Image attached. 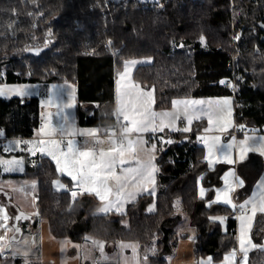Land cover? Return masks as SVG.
<instances>
[{
    "label": "trees",
    "instance_id": "obj_1",
    "mask_svg": "<svg viewBox=\"0 0 264 264\" xmlns=\"http://www.w3.org/2000/svg\"><path fill=\"white\" fill-rule=\"evenodd\" d=\"M160 1L158 8L139 0H0V84L73 83L78 125L110 128L118 72L126 61L149 59L133 79L153 90L156 110L171 108L177 99L231 97L221 83L231 79L241 101L235 124L264 132V0ZM40 120L37 98L0 97V129L7 141L33 138ZM204 124L149 138L157 146L156 192L139 196L123 213L99 214L96 197L82 192L74 198L56 188L54 182L64 177L47 156L21 153L25 170L13 177L37 180L38 214L56 238L78 244L98 240L109 252L121 241H136L143 252L153 249L145 255L149 264H169L179 241L193 236L197 262L206 257L221 262L238 248L236 224L228 218L235 210L215 202L229 166L210 167L206 161L205 146L197 141ZM168 139L173 142H164ZM5 145L0 143V157ZM238 172L244 185L234 199L242 203L263 172L261 157L250 154ZM7 176L0 170V178ZM2 196L12 220L19 217L14 221L23 230L29 223V231L37 230L12 197ZM185 219L194 232L180 229ZM251 238L264 245V213L256 215ZM248 264H264V250L253 249Z\"/></svg>",
    "mask_w": 264,
    "mask_h": 264
},
{
    "label": "snow or ice",
    "instance_id": "obj_2",
    "mask_svg": "<svg viewBox=\"0 0 264 264\" xmlns=\"http://www.w3.org/2000/svg\"><path fill=\"white\" fill-rule=\"evenodd\" d=\"M137 61H126L125 72L121 74L120 81L118 83V105L119 112L121 113L123 120L121 121L120 136L121 139L117 141L115 139L116 132H110L108 139L110 140V147L105 150L98 147L103 141L99 138L95 139L92 145L87 142L82 146H77L72 140H68L64 147H61L63 141L61 140H50L46 141L41 139L39 141H17L16 146L19 147L21 143L28 145L26 150L31 154L35 155L36 151H40L42 154H46L56 162L57 171L66 174L75 182V186L83 189L88 194H95L101 201L107 202L105 207L101 209L102 212H108L112 208H116L120 211L123 208V203L127 202L128 199H134L131 193L125 196V192L129 186L140 187L142 184H155L154 173L158 171L156 165L153 163L154 156L149 155L148 160L145 162L141 160L138 155V148H142L147 143L143 139V133L157 131L163 132L165 128L175 129V121L180 118L179 112L173 113L169 111L156 112L152 110V106L155 104V98L153 96V90L145 91L140 85L133 82L129 75L132 65H135ZM221 83H225L221 81ZM19 93L18 89H10ZM0 95H4V89L0 88ZM57 95H61L57 93ZM71 95V94H69ZM47 104H51L52 100L46 101ZM204 101L194 100H175L172 102L174 108L183 106V112L187 125H191L193 119H199L200 115H206L209 125H216L215 128L208 127L204 131H226L231 120L224 121L223 114L231 116V101L229 99H223L216 102H208L209 107L196 108L194 105L204 104ZM59 107V105H58ZM72 103H64L62 108H70ZM214 112H219L221 115L214 116ZM61 116V121L66 122L70 113H58ZM48 125H42L40 132L44 135L51 136L54 134L55 129H46ZM60 130L68 135L77 134L75 131H68L61 123ZM184 132L190 131V127H184L181 129ZM95 129L90 131H79V135L96 136ZM203 141L207 148L209 157H212L217 144L219 143V137H212L211 143L209 138L201 136L199 137ZM171 144L173 141L168 139L164 141ZM240 153L241 159L244 158L245 154L250 151H259L264 156V137H260L259 141L248 144L247 140L240 141ZM228 149L233 147V144L226 146ZM5 151H12L11 146L4 149ZM144 151L153 153L156 151V145L150 144ZM131 157V159H129ZM226 162L233 163L230 158V153H225ZM215 161L209 160L211 165ZM22 160L15 158L11 160L0 159V167H3L4 171L21 170L20 165ZM13 165L16 167L14 168ZM125 165H130L125 167ZM119 169V172H118ZM230 176H235V173H229ZM226 182L228 181L227 176L225 177ZM59 187L63 188L64 185L59 180L54 182ZM240 186L243 185L242 180H238ZM34 187V182H33ZM260 188H264V182L258 185ZM147 191V188L144 189ZM231 184L223 191L218 192L216 199L226 205H231L233 209L240 208V214L237 219L240 222L238 249H233L231 253L224 257L225 264H237L236 253L239 251L242 253L239 264H248V252L250 249L260 248L264 250V245H257L253 243L250 232L252 221L256 216L257 212L264 213V191L260 192L258 196L245 201L243 204L236 205L232 203V199L229 196V192L233 191ZM151 194V193H150ZM72 196L75 198L76 193L72 192ZM114 196V200H109V197ZM204 196V189H201V197ZM151 210V209H150ZM0 221H7L9 219L5 210L0 207ZM16 219H19L17 217ZM211 219L219 220L220 223H224L225 217H212ZM5 231H8L6 223L0 225ZM19 231V229H16ZM99 246V250L103 253L104 244L102 242L93 241ZM8 245L5 243V237L0 236V256H2ZM122 247H133L135 252V246L122 245ZM27 255V253H25ZM147 259V256L144 257ZM203 264V262H202ZM207 264H212V258L209 257Z\"/></svg>",
    "mask_w": 264,
    "mask_h": 264
},
{
    "label": "crops",
    "instance_id": "obj_3",
    "mask_svg": "<svg viewBox=\"0 0 264 264\" xmlns=\"http://www.w3.org/2000/svg\"><path fill=\"white\" fill-rule=\"evenodd\" d=\"M143 63H144V61H143ZM136 65H138V63ZM133 71L134 70L131 68L129 75L131 76V79L133 80V82L138 84L133 79V73H134ZM118 83H123V82L120 81V78L118 79V77H116V82H115L116 105H115V107H116L117 113L120 116H122L121 113L119 112V105H118V93H117ZM141 88L144 89L143 87H141ZM144 90L145 91H149V89H144ZM75 92H76V85H75ZM223 99H229L231 101V105H230V107H231V116L229 117L227 115V113L223 114V118H224L225 122H227L228 120H231V123L228 125L226 131L213 130V131L205 132L204 131L205 128H208V127L215 128L216 125L215 124L214 125H209L207 116L203 115V114L200 115L199 119H195L194 118L193 121H192V124L190 126L187 125V121L185 119L184 112H183V106L181 105V106L178 107V109H179L178 112H179L180 118L175 121V129L176 130H171L170 128H165L163 132H159L158 131L159 133L146 132V133H143V139L148 142V138H153V137L160 136V135H166V134H169V133L184 132V131L181 130L184 127H190V130H191L193 123H195L197 121L204 120L205 124L203 126V129L200 130L198 132V134H197V141L199 143H201V145L205 146V150H206L205 159H206V161L208 162V164H209V160L210 159H213L215 161L211 165L209 164L210 167H215L217 164H220V163L226 164V165L229 166L228 170L223 175V184L221 185V187L216 189L215 197H214L215 202L219 203V204H222V205H226V204H224L222 202V199L218 201L216 199V197H217V193L218 192H223L229 186V184H231V186H232V188L234 190L229 192V196L231 197L233 204L240 205V204H243L245 201L253 198L254 196H258V194L260 192L264 191V188L258 187V185H260L262 182H264V156H262L259 151H250V152L245 154L243 159H241L240 158L241 157V153H240V143L239 142L247 140L248 144H253V143L259 141L260 137H264V132L249 128L252 131L250 133L240 134V135H237V136L232 135V132H233L234 127H235V122H234V119H233V102H232V98L231 97H228V96H222V97H201V98H185V99H177V100L204 101L205 102L204 104L194 105L193 107L207 109L209 107L208 102H216V101H220V100H223ZM172 108H173V110L170 109V110H167V111L176 113L175 109H177V108H174V107H172ZM152 110H153V106H152ZM156 112H163V111L156 110ZM219 115H221L219 112H214V116H219ZM41 121H42V123L38 127V130L41 129L42 125H45V123L42 120V118H41ZM171 131H173V132H171ZM201 136L208 137L209 138V143H211V139L210 138L219 137V143L217 144L216 149L214 150V154H213L212 157H209L208 148H207L206 144L199 139V137H201ZM96 137L97 138H101L102 136L98 135ZM62 138L63 137H61L60 135H58V136H53V135L47 136V135H44L43 133H40L39 137L30 138L29 140H35V139L41 140V139H44L46 141H50V140H53V139L61 140ZM65 138L68 139L67 137H65ZM19 139H21L22 141L23 140L24 141L27 140V139H23V138H19ZM80 140H82V139H80ZM63 144H65V143H63ZM150 144H155V143H149L148 142V143L144 144L142 148H138V155H139V158L141 160H144L145 162L148 160L149 155L154 156L155 159L153 160V163L156 165V167L158 169V165H157V162H156L157 146H156V151L153 152V153H148V152L144 151V149H147ZM228 144H233V147L231 149H228L226 147ZM6 145H7V143H6ZM6 145H5V147H6ZM25 148H27V145L25 146ZM106 148L107 147H105V149ZM226 152L230 153V158L233 161V163L226 162V158H225V153ZM6 153L7 154L11 153V151H7ZM22 153L31 154L28 151L27 152L25 151V152H22ZM252 153L258 154L261 157V159L263 161V172H262L261 176L259 177V179L256 181L255 185L253 186V189H252V192H251L250 196L244 202L237 203L235 201V199H234V194H235V192L238 189H240L244 185V181L240 177L239 172H238V166H239V164L244 162L248 158V156L250 154H252ZM35 154H39V155H42V156H47L46 154H42L40 151H36ZM31 155H33V154H31ZM48 157H50V156H48ZM23 166H24V160H23L22 167ZM125 167H127V166L125 165ZM23 168L25 170V166ZM1 173H2V175H10V176H7L5 178L4 177L0 178V190H3L4 192L11 193L12 200L19 207V210L22 211L26 216H31L37 222V225H38L37 230L30 231L31 232L30 234L32 235V239H33L31 250H29V251H18L16 253V259L20 258V259H22V261H23V259H26L28 261V263L33 262V261H38L40 264H82V260H81L82 257L81 256L83 254V251H84V249L86 247H88V249L92 248L93 247V245H92L93 241L89 240L87 243L78 244V243H74L73 241H71L68 238H56V237H54L51 234V232H50L48 220L44 219V218H40L39 214H38L36 201H37V193L39 191V186H38L37 180L33 181L35 179L13 177V175H20L22 173L10 174L9 172H2V170H1ZM157 173H158V171H156L154 173L155 184H147L146 183V184H142L140 187H131V186H129L127 188L126 192H125V196H128V194L131 193L132 196H134L135 198H134V200L130 198L127 201L128 202H130L132 200L135 201V199H137L142 194H147V193L150 194V193H152V192H148V191H153V193H155L156 189H157L156 188ZM229 173H235V176H230V175H228ZM61 176H63L64 179H66L68 181L67 183H65L64 179L63 180H59L60 183L62 185H64V187H67V186L76 187L75 186V182L72 181L69 176H67L66 174H62V173H61ZM226 176L228 178L227 182L225 180ZM238 180H242L243 181V185L242 186H240L238 184ZM33 182H34V187H33ZM64 187L63 188L58 187V188L59 189H64ZM145 187L147 188V191L144 190ZM56 188H57V185H56ZM83 193L86 194L87 192L83 191ZM91 195L96 197V199H97V201L99 203V207L97 209V212L99 213L101 211V209L103 208L102 207V203H104V201L101 202V200L94 193L91 194ZM113 197L114 196H112V198ZM126 206L127 205L125 204V206H123V209H126L127 208ZM226 206H230L231 207V205H226ZM0 207H2L5 210V212L7 213L8 217H9V219L6 222L2 221L3 223L7 224V227L9 229L8 231H5V234L3 235L5 237V243L8 245V247L5 250V252H7V251H11V249H12L11 244L13 242H15V241L19 242L22 239L21 233H19V232L15 233L13 235V232H14L13 229L20 228V227L22 229H24V228L20 224L16 223L17 220H18V219H16V217L14 219L16 222L14 220H12V217H11V215L9 213V210L1 202H0ZM233 210H235V212H237V214L239 216L240 211H241L240 208L237 207L236 209H233ZM259 213L260 212L258 211L257 214H259ZM103 214H105V213H103ZM0 215H3V214L0 213ZM255 217H254V219L252 221L251 229L253 227V224H254V221H255ZM9 223H10V225H9ZM235 224H236V228H237V237H238L239 236V227H240V222H239L238 219L235 221ZM29 228H31V223H29V225H27V228L25 229V231H29ZM83 246H85L84 249H83ZM194 246H195L194 239L193 240L190 239V238L182 239V240L179 241L173 256L174 257L175 256L176 257L181 256L180 250H181V248H184V247H186V249H189V251H190L189 255L194 256ZM33 250H36L35 255L32 254ZM252 250L253 249H250V251L248 252V259H249V253ZM25 253H27V255H25ZM241 257H242V253L237 251V253H236V262H237V264H239V261L241 260ZM208 258L209 257L200 259L197 264H202V262H203V264H207ZM179 264H181V262ZM212 264H217V263L212 260ZM221 264H225V261L224 260L221 261Z\"/></svg>",
    "mask_w": 264,
    "mask_h": 264
},
{
    "label": "rangeland",
    "instance_id": "obj_4",
    "mask_svg": "<svg viewBox=\"0 0 264 264\" xmlns=\"http://www.w3.org/2000/svg\"><path fill=\"white\" fill-rule=\"evenodd\" d=\"M50 43H52V39H51V37H47L45 39L44 44L49 45ZM106 44L109 46L108 41L106 42ZM133 60L137 61V63H138V65H136L137 64L136 63L135 65L131 66V68L133 70H135L140 65H143V64H146L147 62L148 63L150 62L149 59H131L129 61H133ZM143 61H144V63H143ZM124 71H125V64H124L122 70L120 72H118V74H117L118 79L120 78L121 74L124 73ZM0 88L4 89V95H0V97H2V98H7V99L11 98V97H20L23 99H25V98H29V99L30 98H37L39 100V104H40V108H41L40 109L41 118L44 121L45 125H48V128L46 130L55 129L53 136L60 135L61 137H63L61 139V141H63V143L66 144L68 140H72L76 143V145L78 147L84 145L86 142L89 145H92L93 142L95 141V139H97L96 136L99 135V136H102L99 139L102 140L103 143L98 145V147L103 148V149H105V147H107L105 150H107L110 147V140L108 139L107 136H104V134L107 131V128H103V127H81L78 125L77 116H76L77 97H76V92H75V84L70 83V82L50 83V84H45V83H43V84L42 83L6 84V83H3V84H0ZM10 89H18L19 93L14 92V91H10ZM149 90H151V89H149ZM57 93H60L61 95L58 96ZM69 94H71V95H69ZM153 96H154V92H153ZM49 99L52 100L51 104L46 103V101H48ZM68 102L72 103V107L62 108V105L64 103H68ZM232 102H233V100H232ZM58 105H59V107H58ZM172 107L169 109H162L161 111H167L170 109L173 110ZM153 110L156 111L155 104L153 105ZM175 111L178 112L179 109L177 108V109H175ZM58 113H70V116L68 117V120L66 122H62L61 116L58 115ZM61 123L64 124V127L66 129H68V131H75L77 134L68 135L65 132H62L60 130ZM93 129L97 130L95 137L78 134L80 130L87 132V131H90ZM171 132H173V131H171ZM40 133H41L40 129L39 130L37 129L35 136L33 138L39 137ZM156 133H159V132L157 131ZM65 137L68 138L66 140V142H64V140L66 139ZM81 137H82V140H80ZM115 139H117V138H115ZM119 140L120 139H117V141H119ZM17 141H22V140L19 138H13L7 142V145L5 148L11 146V148L13 150L11 151V153H8V154L6 153L7 151L4 150L5 154H3L0 157V159L11 160V159L15 158L17 160H22V164L19 166L21 170H14V171L9 172V171H4L3 167H0L2 172H9L10 174H19V173L24 172V168H23L24 166L22 167L23 156L21 153L25 152L26 150H21V149H26L25 148L26 144L21 143L19 145V147H17L16 146ZM25 141H39V140L27 139ZM148 142H149V138H148ZM65 144H62L61 147H64ZM27 147H28V145H27ZM47 157H48V155H47ZM129 159H131V157H129ZM126 166H130V165H126ZM13 167L15 168L16 166L13 165ZM118 172H119V170H118ZM33 181H36V180H33ZM58 187L59 186L57 185V188ZM1 191H3V190H0L1 196L3 195L2 198H9L12 196L11 193L1 192ZM148 192H152L151 194H155V193H153V191H148ZM114 199H115V197H113V198H112V196L109 197V200H114ZM133 200L130 202L127 201L128 203L124 202L123 206H125V204L128 205L131 202H134ZM106 203L107 202H105V201H104V203H102L103 208L105 207ZM124 210H126V209L122 208L120 211H117L116 208H112L111 210H109L106 213L100 211L99 214H103V213L108 214L111 212L123 213V212H125ZM22 219H24V218H22ZM18 221H19V219H18ZM10 223H9V225H10ZM2 224H3V222L0 221V225H2ZM16 229H19V231H16ZM180 229H182V230L190 229L187 222H186V219L184 221H182V223L180 225ZM13 231H14L13 235L15 233H18V232L21 233L22 239L19 242L15 241L11 244V247H12L11 251L4 252V254L0 257V264H14V262L16 261V253L18 251H29V250H31L32 242H33L32 235L30 234L31 232L25 231L21 227L15 228V229H13ZM190 231L194 232V230H192V229H190ZM4 234H5L4 228L0 227V236H3ZM250 235H251V233H250ZM192 237L193 236H191L190 239L193 240ZM95 241L101 242L98 240H95ZM92 245H93V247L90 249H88V247L85 248V246H83V249L84 248L85 249H84L83 254L81 256L82 257V259H81L82 264H100V263H111V262H115L117 264H149L148 260L147 259L145 260L144 257L148 253H152V250H153V249L147 248L146 251L143 252V250L141 249V245L136 241H121V242L117 243L114 251L109 252V251H105V249H104L103 253H101V251L99 250L97 243H92ZM122 245L135 246V252L133 251V247H122ZM35 253H36V250H33L32 254L35 255ZM180 254H181V256H179V257L171 256L169 258V264H179L180 262H181V264H197L198 263L195 260L194 256L189 255L190 251H189V249H186V247L181 248ZM216 263L221 264V262H216ZM23 264H29V263L26 259H23Z\"/></svg>",
    "mask_w": 264,
    "mask_h": 264
},
{
    "label": "built area",
    "instance_id": "obj_5",
    "mask_svg": "<svg viewBox=\"0 0 264 264\" xmlns=\"http://www.w3.org/2000/svg\"><path fill=\"white\" fill-rule=\"evenodd\" d=\"M156 3H158L157 7L160 8V7H163V4L161 3L160 0H157L156 2L154 3H144L146 6L150 5L151 7H154L156 5ZM225 86L227 87L229 93H230V96L233 100V104H234V107H233V114H236V108L240 107L241 105V101H240V91H239V85L234 81V80H231V79H227L225 80ZM113 117H114V124L112 127L110 128H107V131L106 133L104 134V136H109L110 132L112 131H115L116 132V137L117 139H121V136H120V128H121V121L123 120V117L120 116L116 109L114 110V113H113ZM42 121L40 120L39 122V126L41 125ZM252 132L249 128H240L237 124H235V127H234V130L232 132V135L234 136H237V135H240V134H247V133H250ZM82 139V137L80 138ZM67 139L64 140V142H66ZM7 142V139L5 138L4 136V133L3 131L0 129V143L1 144H6ZM64 189L70 194L72 195V192H75L76 195L77 194H81L83 192V190L81 188H78V187H64ZM237 212H234V213H231L228 218L230 220H233V221H236L237 220Z\"/></svg>",
    "mask_w": 264,
    "mask_h": 264
},
{
    "label": "water",
    "instance_id": "obj_6",
    "mask_svg": "<svg viewBox=\"0 0 264 264\" xmlns=\"http://www.w3.org/2000/svg\"><path fill=\"white\" fill-rule=\"evenodd\" d=\"M113 2L115 3H119L121 2L122 0H112ZM141 1L142 3H154L156 2L157 0H139ZM188 139L187 138H184L182 140L179 141V145L183 144L184 142H186Z\"/></svg>",
    "mask_w": 264,
    "mask_h": 264
}]
</instances>
